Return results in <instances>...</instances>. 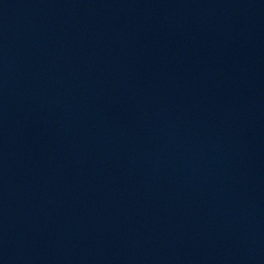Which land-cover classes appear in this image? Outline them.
<instances>
[{"label": "water", "instance_id": "water-1", "mask_svg": "<svg viewBox=\"0 0 264 264\" xmlns=\"http://www.w3.org/2000/svg\"><path fill=\"white\" fill-rule=\"evenodd\" d=\"M264 0H0V204L125 129Z\"/></svg>", "mask_w": 264, "mask_h": 264}]
</instances>
